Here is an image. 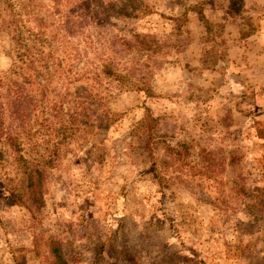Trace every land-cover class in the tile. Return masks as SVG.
<instances>
[{
  "label": "rangeland",
  "instance_id": "obj_1",
  "mask_svg": "<svg viewBox=\"0 0 264 264\" xmlns=\"http://www.w3.org/2000/svg\"><path fill=\"white\" fill-rule=\"evenodd\" d=\"M116 1L135 14L107 29L156 46L122 53L130 83H79L105 94L41 206L0 189V264H264V0ZM13 55L0 30L7 81Z\"/></svg>",
  "mask_w": 264,
  "mask_h": 264
},
{
  "label": "trees",
  "instance_id": "obj_2",
  "mask_svg": "<svg viewBox=\"0 0 264 264\" xmlns=\"http://www.w3.org/2000/svg\"><path fill=\"white\" fill-rule=\"evenodd\" d=\"M95 1L3 0L0 30L11 37L16 78L7 81L6 74L0 75V189L30 211L44 201L49 170L69 139L93 126L90 114L105 93L79 83L106 80L108 89L115 82L130 83L119 63L122 53L135 42L141 52L156 46L138 35L130 43L107 29L118 27L113 18L133 17L127 5ZM147 119L148 150L157 160L156 119ZM57 264L71 262L60 254Z\"/></svg>",
  "mask_w": 264,
  "mask_h": 264
}]
</instances>
